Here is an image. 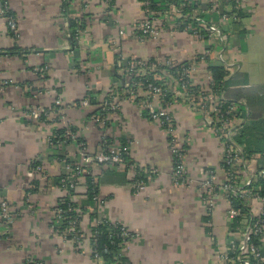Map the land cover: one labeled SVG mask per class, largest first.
I'll return each instance as SVG.
<instances>
[{"label": "crops", "instance_id": "0c3cea01", "mask_svg": "<svg viewBox=\"0 0 264 264\" xmlns=\"http://www.w3.org/2000/svg\"><path fill=\"white\" fill-rule=\"evenodd\" d=\"M85 2L86 10L74 2L70 6L72 15H87L77 49L72 48L68 20L62 14L63 0H7L15 15L16 42L6 20L0 18V53L14 45L27 51L0 56V264H95L88 243V215L82 216L80 224L85 235L80 248L60 235L54 211L65 192L53 182L65 176L62 160L80 164L84 157L80 151L86 156L98 153L103 139L111 147L129 144L131 164L156 171L151 181L134 192L132 169L87 166L98 188L100 217L136 235L122 250L128 264H219L217 246L224 247L230 240L232 218L226 199L217 196L210 220H203L208 217L202 197L203 172H214L219 185L224 181L219 143L203 114L180 98L166 108L174 122L172 137L185 150L184 186L172 180L170 137L144 115V101L122 100L120 110L108 114L105 130L91 116L119 82L118 67L124 62L188 63L196 68L194 81L205 85L208 63L224 66L217 61L218 48L223 47L225 62L233 64L229 74H242L236 89L264 87V0H240L248 15L239 23L245 33L240 37L231 29L228 44L227 40L223 44L224 38L207 42L167 29L158 38H142L137 33L144 18L140 0H113L112 7L105 0ZM203 56L208 62L195 65ZM57 100L62 104V120L54 113ZM85 101L88 105H83ZM244 103L243 99L238 102ZM153 106L162 109L160 103ZM38 108L49 110L43 120L31 115ZM246 119L238 118L240 127ZM58 128L74 129L84 145L76 141L51 147ZM248 141L249 150L261 147L255 136ZM242 148L245 151L244 144ZM259 159L254 157L255 162ZM35 161L45 177L32 173ZM85 192L82 181L72 201L84 204ZM2 204L7 208L4 214Z\"/></svg>", "mask_w": 264, "mask_h": 264}, {"label": "built area", "instance_id": "2783aa9c", "mask_svg": "<svg viewBox=\"0 0 264 264\" xmlns=\"http://www.w3.org/2000/svg\"><path fill=\"white\" fill-rule=\"evenodd\" d=\"M75 4L82 7L84 4V9L86 10L85 0H74ZM236 2V1H235ZM238 3V2H236ZM240 4V3H239ZM144 18L140 22L137 28V33L142 38H158L162 32L164 21L166 22L167 17H163L159 20L157 17L159 15L148 10L147 0H142L141 2ZM7 3L0 4V18H4L7 23V27L10 32H12L17 38V27L16 22L13 18L5 17V9ZM81 10V11H82ZM82 14V13H81ZM185 15H178L177 24H175V32H188L196 38H201L203 34H217L216 26H208L205 22L198 18H195L193 24L195 25L196 30L191 31L190 25H188L189 20H183ZM189 16V15H188ZM227 19L226 16H222V20ZM188 23V24H186ZM219 22H215V25H218ZM84 31L77 30L76 39L80 42L83 38ZM218 38V37H217ZM223 48V47H222ZM203 56L198 60L195 65L205 62ZM223 64L227 71L233 66V64L226 63L225 60L220 55L217 57V61ZM158 64H149L147 61H131L127 64L126 67L120 69L122 82L125 87V94L128 95V99H121L118 97L114 88H112L108 93L109 100L103 101L99 108L102 111L117 112L120 110V102L122 100H131L135 101L138 98H142L145 102L148 110L149 121L158 124L161 126L164 131H166L170 137V152L172 156L173 170H172V180L174 184L178 186H184L186 182L185 175L182 168V157L184 156V151L181 148L178 141L172 137V132L174 129V122L168 115L166 109H157L153 106V102L161 104L163 98L162 88H171L180 100L185 102L191 109L198 111L203 114L207 127L211 130L215 138L218 140L220 148V167L221 172L224 176V181L220 185L216 183V175L212 171H205L204 175L206 180L204 181V186L202 187V197L203 201L207 204L208 214L211 215L212 208L214 206V199L217 196H223L226 199V202L229 205L228 215L232 219L238 218L239 225L234 233H231V238L229 242L226 243L224 247L218 248L217 246V255L219 264H235V261L232 257H229L230 251H235L238 254V260L240 264H264V251H263V238H264V195L259 194V189H253L252 186L259 179L264 180V161L262 160L260 164L253 167L249 161H244L241 158L243 150L236 146L234 142V137L240 128L241 121L237 119L236 114L238 110V103L225 102L222 96L214 94L212 91L213 84L211 82L210 76L205 85L197 83L192 77V73L196 68L189 66L187 70H183L179 77L170 76L165 70H157V67L160 65L173 69L178 64H174L169 60H164L163 62H157ZM198 67V66H195ZM158 72L154 74V79L163 82V84H148L143 85L142 83H135L137 78H144L150 73ZM179 78V79H178ZM187 80V81H186ZM227 103V104H226ZM83 105H88L85 101ZM62 104L60 101L54 102V113L57 115V119L62 120ZM49 110L44 108H38L31 111L33 117L40 118L41 116L48 115ZM92 121L99 124L101 127H106L104 119L99 115L93 114L91 116ZM66 131L62 137H58L56 143L53 142L55 137L50 139V146L60 148L66 144V141L69 139H74L77 137V134L71 133L68 128H65ZM81 145V144H80ZM129 144L126 147L114 146L111 147L106 139L102 141L101 150L93 155L86 156L84 153H81L82 157L80 164L70 165L68 164L65 168V176L63 177L60 187L61 190L65 192V196L60 198L59 201H62L63 198L69 197V190L74 191L80 182H84V178L88 175L87 169L88 165L95 163L98 166H102L108 169H121L127 168V164L124 161V156L129 155ZM130 170L132 169V181L137 176L136 170H141L143 177L148 181H151L155 177L156 171L153 169H142L135 164L129 166ZM42 174L45 177V171L42 166L36 167L32 170V173ZM86 173V174H85ZM143 185L142 181L132 182L131 188L134 191H138ZM235 197L241 198L245 202V207L249 210L248 213L244 214L240 210H235L231 207V199ZM94 200L99 202V196H95ZM254 202H257V208H254ZM74 203V202H73ZM77 205V204H76ZM58 207V205H57ZM54 211V216L59 218L64 213H74L75 218L72 221H69V226L67 229L60 233V235L66 239L67 237H72V242L77 245V248L82 246L84 241V234L81 231V220L82 216L88 215L86 212L83 213L80 207L73 206L69 207L67 211H62L58 209ZM206 211V213H207ZM211 211V212H210ZM2 214L7 212L5 204H2L1 207ZM79 219H81L79 221ZM98 221L90 222L88 236L90 234V227L97 224ZM121 236L125 239H128L130 242L133 240L136 235L132 234L126 227L121 225ZM81 234V235H80ZM92 255V253H91ZM95 264H102L97 255L92 256Z\"/></svg>", "mask_w": 264, "mask_h": 264}, {"label": "trees", "instance_id": "16d2710c", "mask_svg": "<svg viewBox=\"0 0 264 264\" xmlns=\"http://www.w3.org/2000/svg\"><path fill=\"white\" fill-rule=\"evenodd\" d=\"M74 0H63L62 5V14L67 18L68 20V30L70 33V41L72 48L77 49L78 41L76 39V32L77 30H85V18L87 15L79 14L77 17L72 15L70 13V6L71 3ZM108 2L110 7H112L113 0H105ZM142 2V0H140ZM148 2V10L150 12L159 13L161 17H165L167 15L168 6L167 0H147ZM178 3H180V0H177ZM7 3V0H0V4L3 6V4ZM222 8H220V14L223 16H226L231 19V24L234 29V31L237 33L238 36H243L245 33L244 30L241 29L240 22L248 17L244 9L239 8L238 4L235 0H222L221 1ZM84 4L82 5V9H84ZM224 7V8H223ZM228 7V8H227ZM196 6L194 5H188L185 4V6L182 9V15H192L193 12L197 11ZM228 9V10H227ZM230 9V11H229ZM209 10L208 7H204V11ZM198 11L196 14L198 17L206 18L205 12ZM71 14V15H70ZM5 17L13 18L15 20V15L8 9V6L5 9ZM213 19L217 22L218 16L216 14H212ZM188 24V23H186ZM8 33L10 37L16 42V36L9 31ZM27 54V51H24L20 49L17 45H14L13 48L4 50L2 53H0V56H17V55H25ZM199 58H197V61ZM206 63L208 62V59H205ZM149 64H158L156 60L150 59L147 61ZM129 62H124L119 65V69H123L127 66ZM117 66V65H116ZM188 63L177 65L173 69H168L164 66H158L157 70H165L168 72L170 76L179 77L183 70L188 69ZM116 67V72L118 70ZM207 71L210 76L211 82L213 84L212 91L214 94L218 96H222L228 104L230 103H238L241 99L245 101L244 104H238V110L236 117L237 119L241 118L242 120L245 119L247 116V122L242 124L241 127L238 129V132L236 133L234 137V142L237 147H241L244 144L245 145V151L243 150L241 154V158L244 161H249L250 164L255 165L261 162V160L264 159V146H262L261 143H264V87L258 86L255 88H238L236 87L242 83V74H234L231 75L226 70L224 66H212L208 63ZM158 72H153L145 76L144 78H137V79H131L135 80L139 83H142L143 85L148 84H163V82H159L154 79V74ZM117 79L119 82L114 85V92L115 94L120 97L121 99H128V95L125 94V87L123 85L122 77L117 76ZM179 79V78H178ZM187 81V80H186ZM163 90V98L161 101V107L162 109H166L168 105L172 104L176 99H178V96L175 95V93L172 91L171 88H162ZM108 95L106 96L104 101H108ZM143 100L142 98H138L134 102L137 104ZM226 103V104H227ZM100 106V104H99ZM111 113L110 111H102L100 108L97 109L93 114L99 115L102 119H104L106 126L108 125L107 116ZM92 114V115H93ZM144 115L148 117V111L144 110ZM41 119L43 120L44 117L41 116ZM71 133L75 134V130L72 128H69ZM65 128H58L54 131V136L56 139L53 140L54 143L58 140V137H62L65 133ZM255 138L259 142V145L261 147H256L254 150H249V138ZM68 142V141H67ZM77 142L81 145H84L79 139ZM169 142H171L169 140ZM127 144H124L122 147H126ZM248 146V147H247ZM185 149V148H184ZM185 151V150H184ZM258 155L260 157L259 161L255 162L254 157ZM124 161L128 165L127 168L131 165V161L129 160V156H124ZM40 166V162L35 161L31 167L32 170H34L36 167ZM222 168L224 166L221 165ZM130 169V168H129ZM208 171V170H206ZM88 175L85 176L84 182L86 187V200L84 204L82 203L80 209L83 213L88 214V218L90 222L98 221L97 224L92 225L90 227V234L88 236V243L89 247L93 255H97L100 259L102 264H128L127 259L123 256L122 250L125 244L129 241L128 239H125L121 236V225L118 223H112L105 217H100L99 211L97 208V202L94 200L95 196L98 195V188L97 185L94 182L93 177L90 175L89 169H87ZM137 176L134 178V181H142L143 185H146L149 181L143 177V174L141 173V170L135 171ZM63 177H59L57 179H54V185L58 188L62 187L61 181ZM131 182V184H132ZM254 187V188H253ZM253 189L256 190L259 189V194L261 196L264 195V180L259 179L255 185L252 186ZM134 191V190H133ZM136 192V191H134ZM75 190H69V196H74ZM58 209H61L62 211H67L69 207L77 206L75 203L71 202L69 197L63 198L62 201H58ZM231 207L235 210H240L242 213L246 214L249 212V210L245 207V202L239 198L235 197L231 199ZM206 218H204V222H208L210 214L207 212ZM75 218L74 213H64L59 218H57V224L58 229L60 233H63L67 227L69 226V221H72ZM81 219H79L80 221ZM239 225V219L234 218L232 219V223L230 225V232L234 233ZM81 235V234H80ZM66 240L71 241L72 237H67ZM229 242V241H228ZM74 246L77 248V245L74 243ZM229 257H232L235 261V264H240L238 260V254L235 251H230Z\"/></svg>", "mask_w": 264, "mask_h": 264}, {"label": "rangeland", "instance_id": "374dc122", "mask_svg": "<svg viewBox=\"0 0 264 264\" xmlns=\"http://www.w3.org/2000/svg\"><path fill=\"white\" fill-rule=\"evenodd\" d=\"M167 1H168V3H167L168 11H167V15L165 16V17H167V20H166V22L164 21V26H163V28H161L164 33H165V31H164L165 29H167L168 32H170L172 34L175 32L174 26H175V24H177L178 21H180L177 18H178V15L180 16L182 14V9L185 6V4H188L189 6L190 5H194V6L198 7L197 11L193 12L191 16L190 15L189 16L185 15L184 16L185 19L183 18L184 21L187 20V19L189 20V22H188L189 24L188 25L191 26L190 27L191 31H195L196 30L195 25L192 22L195 21L194 20L195 18H198V16L196 15L198 13V11L201 10V12H203L204 11V7H208L209 10L204 11L205 14H207V15H205L206 18H202V17L201 18L199 17V18L202 19L205 22V24H207L208 26H216L217 34H212V35L203 34V36L201 38H197V39L204 40V41H207V42L208 41L214 42L216 40V38L218 37L220 39L224 38L223 44H225V40H227V44L229 43V38L231 37V34H233V33H231V29H233V27H232V24H231L232 21H231L230 18L227 17V19L222 20V16L223 15L220 14V8H222V4H221L222 0L219 1V2L212 1V0H204V2H201V0H180V3H178L177 0H167ZM235 1L240 3V4H238V6H239V8L243 9V6L241 5L240 0H235ZM229 11H230V9H229ZM157 14L159 15V17H157V18L159 20L162 18V20H163V17H161L159 13H157ZM212 14H216V16H218L217 17L218 18L217 22H219L218 25H215L216 21L213 19ZM192 16H194V18ZM186 33L191 35L188 32H186ZM194 38H196V37H194ZM232 38H231V41H232ZM220 55L222 56V58L224 60H226V58L224 56V50H223L222 47H219L218 51H217V57L218 58H219ZM206 57L207 56H205L204 58H206ZM218 62H219V60H218ZM101 128L103 130H105V128H107V127L104 126V127H101ZM77 140H78L77 137L74 138V139H69V140H67L68 142L66 141L65 145H67L69 142H76ZM93 155H95V154H93ZM61 164L64 167H66L68 164H72V163H70L69 160H65L64 159V160L61 161ZM93 164H95V163H93ZM203 174H204V172H203ZM205 180H206V177H205ZM216 183H217V181H216Z\"/></svg>", "mask_w": 264, "mask_h": 264}]
</instances>
